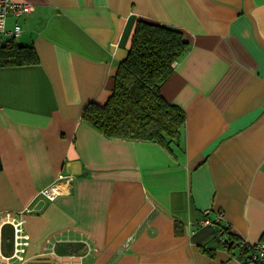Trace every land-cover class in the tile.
<instances>
[{"label":"crops","instance_id":"obj_1","mask_svg":"<svg viewBox=\"0 0 264 264\" xmlns=\"http://www.w3.org/2000/svg\"><path fill=\"white\" fill-rule=\"evenodd\" d=\"M12 1L33 10L7 18L0 47L37 61L0 66V264H241L238 243L264 239V0ZM138 21L189 45L160 88L185 115L167 147L82 119L108 99ZM206 210L223 212L229 251L190 224Z\"/></svg>","mask_w":264,"mask_h":264},{"label":"trees","instance_id":"obj_2","mask_svg":"<svg viewBox=\"0 0 264 264\" xmlns=\"http://www.w3.org/2000/svg\"><path fill=\"white\" fill-rule=\"evenodd\" d=\"M188 48L179 30L138 21L127 55L113 76L108 99L103 105L88 104L82 119L110 139L148 141L166 147L178 141L185 122L184 112L168 102L160 88ZM36 61L33 47L11 42L0 47V66L29 65ZM228 235L231 236L229 232Z\"/></svg>","mask_w":264,"mask_h":264},{"label":"built area","instance_id":"obj_3","mask_svg":"<svg viewBox=\"0 0 264 264\" xmlns=\"http://www.w3.org/2000/svg\"><path fill=\"white\" fill-rule=\"evenodd\" d=\"M33 10V6L28 3H18L12 0H0V33L5 32L6 20L9 16H21L29 14ZM21 28L19 25L14 27L12 31L14 37L20 35ZM65 181L70 182V177L60 175L57 178V182ZM57 188V189H55ZM60 184L56 183L53 186L43 190L40 195L48 200L54 199L61 193ZM224 214L219 211L216 213V217H210L209 210L204 211V217L196 222H190L191 225L198 226L199 228L213 226L216 227V236L221 242L225 250L229 251L232 241L228 232L230 233V225L228 222L223 221ZM23 220L16 222L15 229V247L18 261H22L21 254L24 253V249L27 246L28 238L23 234L22 225ZM240 248H246L249 250V256H247L241 264H264V239L254 245H248L245 241L241 240L238 243Z\"/></svg>","mask_w":264,"mask_h":264},{"label":"water","instance_id":"obj_4","mask_svg":"<svg viewBox=\"0 0 264 264\" xmlns=\"http://www.w3.org/2000/svg\"><path fill=\"white\" fill-rule=\"evenodd\" d=\"M4 46H5V42H2L1 47L4 48Z\"/></svg>","mask_w":264,"mask_h":264},{"label":"bare ground","instance_id":"obj_5","mask_svg":"<svg viewBox=\"0 0 264 264\" xmlns=\"http://www.w3.org/2000/svg\"><path fill=\"white\" fill-rule=\"evenodd\" d=\"M55 189H57V188H55ZM61 190H63V189H61Z\"/></svg>","mask_w":264,"mask_h":264}]
</instances>
